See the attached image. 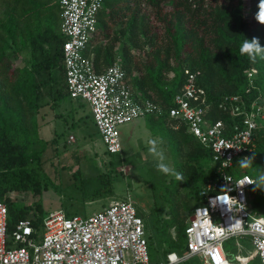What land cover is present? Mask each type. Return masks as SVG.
<instances>
[{
	"label": "trees",
	"instance_id": "obj_1",
	"mask_svg": "<svg viewBox=\"0 0 264 264\" xmlns=\"http://www.w3.org/2000/svg\"><path fill=\"white\" fill-rule=\"evenodd\" d=\"M58 1L0 0V202L7 208L8 235L32 213L34 240L46 215L38 201L19 205L9 194H38L47 144L39 137L37 116L45 106L41 101L45 95L54 104V99L70 98L62 58L64 39L49 27L52 17L58 15L61 21ZM259 2L104 0L97 15V32L89 40L85 55L92 57L96 73L120 59L135 100H149L161 108L162 115L146 116V125L153 136L166 140L174 171L183 177L166 185L164 203L155 202L151 219L145 222L152 233L148 242L154 240L164 258L170 253L187 254L185 229L201 203L200 190L218 178L210 149L189 134L184 123L169 119L166 111L188 75L195 73H199L196 84L203 92L211 122L221 121L227 127L232 124L234 118L227 105L231 97H238L247 109L253 102L264 106V60L257 58L252 63L239 52L242 42L253 37L264 46V24L255 18ZM247 9L249 19L245 18ZM254 145L250 153L235 159L233 170L252 177L256 186L262 183L264 120L255 130ZM245 158L247 166L242 167L240 161ZM75 175L79 177V171ZM91 178L79 179L82 203L112 190L106 174L98 175L96 185L86 190ZM63 211L68 217L75 215L71 205ZM226 247L231 260L232 252ZM180 264H200V260L193 257ZM248 264L260 262L256 258Z\"/></svg>",
	"mask_w": 264,
	"mask_h": 264
},
{
	"label": "built area",
	"instance_id": "obj_2",
	"mask_svg": "<svg viewBox=\"0 0 264 264\" xmlns=\"http://www.w3.org/2000/svg\"><path fill=\"white\" fill-rule=\"evenodd\" d=\"M103 1L59 0V32L64 37L67 92L71 99L87 103L106 152L115 155L122 150L118 131L122 125L163 112L149 100H135L120 59L96 73L92 57L85 55L97 32ZM198 75H188L166 115L184 123L189 134L210 149L218 178L200 190L201 203L185 229L187 254L170 253L161 264H180L193 257L203 264H248L256 258L264 264V217L252 211L249 196L255 180L229 172L235 159L254 149L257 120L263 114L255 102L247 109L238 97H231L227 105L234 118L232 124L227 127L221 121L211 122L203 92L196 84ZM251 76L249 73L248 78ZM73 140L70 137L69 142ZM41 228L37 243L32 238L35 231L30 218L20 220L8 235L7 208L0 202V264H152L145 220L129 198L114 200L89 217H68L62 210L55 211L45 216ZM232 240L235 252L229 260L225 246Z\"/></svg>",
	"mask_w": 264,
	"mask_h": 264
},
{
	"label": "rangeland",
	"instance_id": "obj_3",
	"mask_svg": "<svg viewBox=\"0 0 264 264\" xmlns=\"http://www.w3.org/2000/svg\"><path fill=\"white\" fill-rule=\"evenodd\" d=\"M245 18H251L249 9L245 13ZM59 26L60 20L56 15V18L52 17L49 27L54 34L64 39L59 32ZM54 45L51 46L53 49ZM26 55L29 56L24 54ZM250 79H253V75ZM52 100L45 95L41 101L45 106L37 116L40 124L39 137L47 142L42 155L43 174L38 194L34 196L30 192L10 193L11 199L19 205L27 206L38 201L39 208L46 216L58 210L63 211L71 205L75 215L89 217L100 212L114 200L129 198L145 222L147 218L151 219V208L155 202L164 203L167 192L165 187L170 181H175L176 176L157 170L156 165L161 161L149 153L148 141H156L157 150L164 152L163 162L174 170L166 140L153 136L145 118H140L119 128L122 150L119 154L110 155L106 152L93 124L87 103L65 96L54 99L56 104ZM256 108L263 114L257 120L261 125L264 120V106ZM70 137L74 138L72 142H69ZM77 171L80 173L79 177L75 175ZM229 172L240 174L233 169ZM101 174L109 177L111 192L92 202L82 203L81 191L77 188L81 183L79 179L92 177L85 188L88 190L96 185V177ZM261 180V184L252 187L249 196L251 209H254L258 216L264 217V161ZM29 216L31 218L32 213ZM41 229L36 233L35 243L41 240ZM171 232L173 234V231ZM149 235L152 233L147 224V240H150ZM232 243L233 240L226 243V251L232 252ZM240 243L246 245L243 240ZM246 247L248 248L247 245ZM148 254L152 264H161L164 260L162 248L156 246L154 240L152 243L148 242Z\"/></svg>",
	"mask_w": 264,
	"mask_h": 264
},
{
	"label": "clouds",
	"instance_id": "obj_4",
	"mask_svg": "<svg viewBox=\"0 0 264 264\" xmlns=\"http://www.w3.org/2000/svg\"><path fill=\"white\" fill-rule=\"evenodd\" d=\"M258 8L259 11L257 12L255 18L260 24H264V0H260L258 4ZM239 52L241 56L247 55V57L252 63H255L257 61V58H259L260 60H264V46H261L258 37L245 39L242 42ZM148 145H149L148 147L149 153L152 154L154 157H158L159 161H161L156 165L157 170L159 172H162L164 174L172 173L176 176L178 180L183 178L181 174L175 173L173 169H171L166 163L163 162L165 158L164 152L157 150V145L155 140H149ZM246 160L247 158H245V160L240 161L242 167L247 166Z\"/></svg>",
	"mask_w": 264,
	"mask_h": 264
},
{
	"label": "crops",
	"instance_id": "obj_5",
	"mask_svg": "<svg viewBox=\"0 0 264 264\" xmlns=\"http://www.w3.org/2000/svg\"><path fill=\"white\" fill-rule=\"evenodd\" d=\"M91 115V114H90Z\"/></svg>",
	"mask_w": 264,
	"mask_h": 264
}]
</instances>
